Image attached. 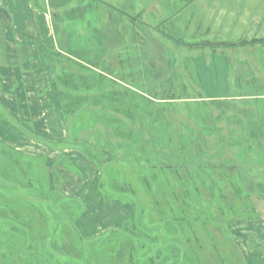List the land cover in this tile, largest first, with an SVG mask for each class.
<instances>
[{
	"label": "rangeland",
	"instance_id": "obj_1",
	"mask_svg": "<svg viewBox=\"0 0 264 264\" xmlns=\"http://www.w3.org/2000/svg\"><path fill=\"white\" fill-rule=\"evenodd\" d=\"M27 1L24 9H38L50 15L58 44L68 48L72 56L79 57V44H82L79 34L99 38V69L119 81L128 78L142 86L150 84V98L161 99L170 85L164 75L167 74L166 63L173 57L171 52L180 63L187 56L194 60L207 98L225 99L233 108L248 112L246 98L232 96L236 73L246 77L248 70L254 71L264 93V48L249 44L236 46L226 50L224 56V47L213 46L264 39V0ZM2 4L4 9L8 6L0 0V37L6 40L5 26L13 25L2 20L7 16ZM116 11L123 12V18ZM130 16L138 20L133 21ZM35 19L38 18L28 24L25 20V25H33L37 22ZM140 19L146 25H140ZM157 27L186 43L210 44L195 49L184 45L177 48L156 30ZM15 53L11 49L0 51V232H3L0 234V264H29L32 251L26 250L30 242L25 237L40 230L41 220H36L42 213L38 218L39 211L35 213L40 208L49 215L40 242L45 249H41L48 256L55 254L52 264L58 261L59 264H146L150 257H160L157 255L168 257L167 264L189 263L192 255L184 256L177 227L155 218L159 208L152 197L155 185H146L144 174L124 165L129 164L127 162H121L116 168L105 167L93 151L92 143L107 137L108 121H104L107 117H102L103 113L98 115L99 119L95 117L101 105H93L97 110L80 120L79 108L76 113L72 111V100L65 91L61 114L66 120L67 136L52 138L50 131L37 125L39 113H31L30 117L21 112L19 103L25 104L28 100L25 94L30 97L34 92L28 88L30 84L20 86L15 82L16 59L12 57ZM230 62L234 70H230ZM63 65L64 62L55 65L57 78L60 74L61 78L72 79L69 73L63 74ZM78 66L76 64L73 71L77 72ZM104 110L111 112L107 106ZM255 172L263 174L264 171ZM125 189L127 191H123ZM159 195L162 198L161 193ZM252 200L259 220L235 221L231 229L249 264H264V197L257 192ZM138 205L139 208L152 205L153 212L146 209L140 224H134L139 242L145 245L136 252L137 260L126 253L128 249L119 250L113 238L106 237V232L130 217L134 206ZM69 206L77 218L78 233L72 232L64 222L62 207L69 210ZM54 212L60 217L55 218ZM24 231L29 232L28 235ZM79 252L83 253L80 259L75 258Z\"/></svg>",
	"mask_w": 264,
	"mask_h": 264
},
{
	"label": "trees",
	"instance_id": "obj_2",
	"mask_svg": "<svg viewBox=\"0 0 264 264\" xmlns=\"http://www.w3.org/2000/svg\"><path fill=\"white\" fill-rule=\"evenodd\" d=\"M116 13L123 18V12ZM131 19L138 20L136 16ZM140 20V25H146ZM156 30L177 48L184 45L195 49L210 44L186 43L160 27ZM79 41H82L79 57L72 56L68 48L66 50L59 44V49L52 50V61L54 66L64 62L63 74L69 73L72 77L61 78L58 74L56 82L61 103L66 91L72 100V111L76 113L79 108L80 120H84L92 110H97L95 107L99 105L101 109L95 117L100 113L107 117L104 119L108 121L107 137L104 139V135L99 133L104 140L92 143L93 151L103 160L102 165L116 168L121 162H127L129 164L124 165L144 174L146 185H155L152 197L159 204L155 218L177 227L184 256L192 255L191 260L188 259L190 264H249L231 225L235 221L259 220L252 196L258 192L264 197V172H255L259 169L264 171V93L254 71L248 70L246 77L237 72L234 78L232 96L244 97L249 104L248 112L241 111L234 109L225 99L207 98L194 60L187 56L180 63L171 52L173 57L166 63L168 68L164 75L169 78L170 85L157 100L150 98V84L142 86L128 78L119 81L99 69V38L85 33L79 34ZM251 41L213 46L224 47V56L227 55L226 50L236 46L249 44L264 48V39ZM6 49L4 39L0 37V51L5 52ZM76 64L79 65L77 72L73 71ZM149 66L155 68L151 63ZM234 67L230 62V70ZM106 106L111 112H105ZM64 207V222L72 232H79L73 209L70 211L71 206L69 210ZM146 209L153 212L152 205L145 208L134 206L130 217L106 232V237H112L119 250L128 249L126 253L136 259V252L145 245L139 242L141 239L134 224H140ZM44 210L35 211H39L37 218L42 213L40 219L32 217V220H41L40 230L25 237L30 242L26 250L32 251L29 264H52L55 260V254L48 256L42 251L44 244H40L49 218ZM52 214L55 218L60 217L56 212ZM82 254L79 252L75 258L80 259ZM157 256L160 257H150L146 264H167L169 261L168 257ZM117 258L119 262L120 256Z\"/></svg>",
	"mask_w": 264,
	"mask_h": 264
},
{
	"label": "crops",
	"instance_id": "obj_3",
	"mask_svg": "<svg viewBox=\"0 0 264 264\" xmlns=\"http://www.w3.org/2000/svg\"><path fill=\"white\" fill-rule=\"evenodd\" d=\"M1 2L8 6L4 9L2 4V9L7 15L2 20L6 22L5 24L13 25V27L8 28H6L7 25L5 26L6 40H4L7 49L16 52L15 55H12L16 59L14 63L16 64L14 69L16 76L14 77L17 80L15 82H18L20 86L23 83L30 84L28 88L34 92V95L30 97L27 93L25 94L24 97L28 99L25 104L19 103L21 112L29 114L30 117L32 116L31 113L34 115L39 113L37 120L34 117L37 125L38 123L39 126L42 125L40 129L50 131L49 136L52 138L63 139L67 136V125L61 114V95L52 61V50L53 48L59 49V44L51 26L50 15L38 9L34 11L24 9L29 3L27 0H12V3L9 0H1ZM19 6L22 9L19 10ZM33 18H38L35 19L37 22H33L34 24L31 26H26L25 20L28 24L33 21ZM32 107H35L36 110ZM82 161L85 163L84 158Z\"/></svg>",
	"mask_w": 264,
	"mask_h": 264
}]
</instances>
